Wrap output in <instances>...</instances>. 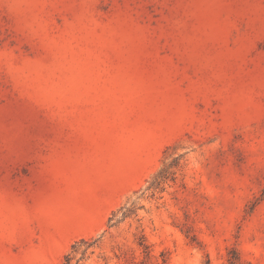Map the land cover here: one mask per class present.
<instances>
[{
  "label": "rangeland",
  "instance_id": "374dc122",
  "mask_svg": "<svg viewBox=\"0 0 264 264\" xmlns=\"http://www.w3.org/2000/svg\"><path fill=\"white\" fill-rule=\"evenodd\" d=\"M0 264H264V0H0Z\"/></svg>",
  "mask_w": 264,
  "mask_h": 264
}]
</instances>
